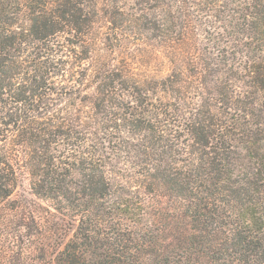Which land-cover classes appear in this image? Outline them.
I'll use <instances>...</instances> for the list:
<instances>
[{"label":"trees","instance_id":"trees-1","mask_svg":"<svg viewBox=\"0 0 264 264\" xmlns=\"http://www.w3.org/2000/svg\"><path fill=\"white\" fill-rule=\"evenodd\" d=\"M132 1L0 0V201L26 168L55 264H264V0ZM99 15L168 71L84 63Z\"/></svg>","mask_w":264,"mask_h":264},{"label":"rangeland","instance_id":"rangeland-1","mask_svg":"<svg viewBox=\"0 0 264 264\" xmlns=\"http://www.w3.org/2000/svg\"><path fill=\"white\" fill-rule=\"evenodd\" d=\"M126 5L135 7L132 0H127ZM96 18L83 46L77 48L79 55L91 48L88 52L89 60L84 61L89 67L95 58H101V62L105 58H113L125 72L135 73L134 77L151 79L150 81L168 71L169 62L165 54L158 51L160 48L152 45L150 40L130 39L116 53H112L108 44L95 45L98 33L105 29L102 16ZM99 54L101 56H98ZM17 174V185L12 194L0 201V264H55L50 258L55 247V234L51 229L56 219L54 210L49 200L33 194L30 174L26 168L19 166ZM153 197L157 205L169 206L168 198L161 191H155Z\"/></svg>","mask_w":264,"mask_h":264}]
</instances>
